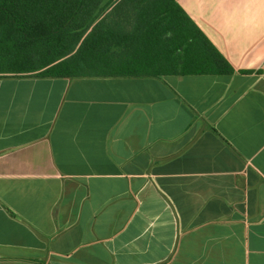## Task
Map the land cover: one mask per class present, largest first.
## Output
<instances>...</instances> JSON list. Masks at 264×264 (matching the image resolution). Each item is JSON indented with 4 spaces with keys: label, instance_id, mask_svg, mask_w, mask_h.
Wrapping results in <instances>:
<instances>
[{
    "label": "crops",
    "instance_id": "obj_1",
    "mask_svg": "<svg viewBox=\"0 0 264 264\" xmlns=\"http://www.w3.org/2000/svg\"><path fill=\"white\" fill-rule=\"evenodd\" d=\"M177 2L231 74H0V264H264V0Z\"/></svg>",
    "mask_w": 264,
    "mask_h": 264
},
{
    "label": "trees",
    "instance_id": "obj_2",
    "mask_svg": "<svg viewBox=\"0 0 264 264\" xmlns=\"http://www.w3.org/2000/svg\"><path fill=\"white\" fill-rule=\"evenodd\" d=\"M232 72L177 0H0V74Z\"/></svg>",
    "mask_w": 264,
    "mask_h": 264
}]
</instances>
